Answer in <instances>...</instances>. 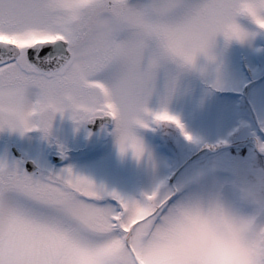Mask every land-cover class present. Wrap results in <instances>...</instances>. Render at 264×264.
I'll list each match as a JSON object with an SVG mask.
<instances>
[{
    "label": "snow or ice",
    "instance_id": "snow-or-ice-1",
    "mask_svg": "<svg viewBox=\"0 0 264 264\" xmlns=\"http://www.w3.org/2000/svg\"><path fill=\"white\" fill-rule=\"evenodd\" d=\"M81 3L68 10L64 0H0V109L47 110L69 117L78 129L117 117L130 129L168 124L192 141L177 116L148 108L158 94L156 74L167 82L173 73L161 43L175 45L195 33L197 47H206L216 32L235 35L229 0H213L198 20L189 17L203 7L200 0H130L119 8L113 0H90L95 13L87 17ZM256 23L264 29V19ZM191 62L189 55L185 63ZM166 98L161 96V105ZM3 115L0 133L42 132L51 140V121L5 125ZM140 145L137 159L145 150ZM259 147L264 152V143ZM60 151L66 159L62 146ZM27 163L0 158V264H57L55 251L39 239L45 223L84 249L112 256L111 264H132L129 210L154 211L148 203L97 187L71 167L56 172L38 166L30 173ZM170 195L163 192L161 199Z\"/></svg>",
    "mask_w": 264,
    "mask_h": 264
},
{
    "label": "rangeland",
    "instance_id": "rangeland-1",
    "mask_svg": "<svg viewBox=\"0 0 264 264\" xmlns=\"http://www.w3.org/2000/svg\"><path fill=\"white\" fill-rule=\"evenodd\" d=\"M237 22L251 34L250 40L240 44L217 37L215 62L210 65L201 57L197 69L182 76L169 105L193 140L174 126L152 123L140 130L154 164L122 157L111 134L114 124L93 132L90 124L78 129L69 117L60 116L51 140L41 132L23 137L0 133V158L32 161L36 171L38 166L56 172L71 167L97 187L130 200L142 201L158 190L183 189L187 194L202 187L237 198L241 179L264 173V152L259 147L264 143V29L246 17H237ZM165 85L162 77L149 105L154 112L161 106ZM53 157L62 161L55 164Z\"/></svg>",
    "mask_w": 264,
    "mask_h": 264
},
{
    "label": "clouds",
    "instance_id": "clouds-1",
    "mask_svg": "<svg viewBox=\"0 0 264 264\" xmlns=\"http://www.w3.org/2000/svg\"><path fill=\"white\" fill-rule=\"evenodd\" d=\"M79 2L64 0V7L71 10ZM200 2L203 7L194 9L189 19L202 18L213 0ZM113 3L116 8L126 7L130 0H113ZM229 5L235 35L216 32L206 47H197L199 36L195 33L187 35L175 45L167 41L161 43L164 58L177 71L166 82V102L158 111H169V105L179 91L182 76L197 69L201 57L210 65L215 62L213 48L217 37L223 36L230 43L235 41L240 44L250 40L251 34L237 22V17L249 18L255 24L256 18L264 19V0H229ZM80 7L86 17L95 13L90 0H83ZM189 55L192 56V62L185 63ZM156 80L158 83V73ZM150 103L151 100L148 103L149 109ZM0 112L4 114L5 125L10 121L21 125L35 122L33 126L42 127L51 121L50 138L59 116L30 107L20 112L10 113L8 109H0ZM146 116L147 113H144ZM113 124L112 135L116 147L120 154L121 147L125 149L122 157L131 155L137 163L145 160L150 164L155 163L137 125L133 124L130 129L118 117ZM140 141L145 150L137 159L136 151L141 146ZM237 187L239 195L235 199L229 198L221 190L208 187L187 194H182L183 189H177L163 199L161 191L152 201L144 198L142 201L148 203L154 211L141 213L133 207L128 214L130 232L126 239L132 246V264H264V173L241 179ZM42 229L39 239L55 251L57 264H111L113 260L110 255H98L91 249L80 247L77 242L66 237L57 225L45 223Z\"/></svg>",
    "mask_w": 264,
    "mask_h": 264
},
{
    "label": "water",
    "instance_id": "water-1",
    "mask_svg": "<svg viewBox=\"0 0 264 264\" xmlns=\"http://www.w3.org/2000/svg\"><path fill=\"white\" fill-rule=\"evenodd\" d=\"M104 125H109L111 126L112 125V122L110 121H96L95 124H91L89 127L90 129H92L93 132H97L99 131ZM13 152L14 154L17 156V157H20V153L17 151V149H13ZM55 161L56 163H60L62 161V159L60 158H55ZM37 167L36 165L33 163V162H29L27 164V170L30 172V173H34L36 171Z\"/></svg>",
    "mask_w": 264,
    "mask_h": 264
}]
</instances>
